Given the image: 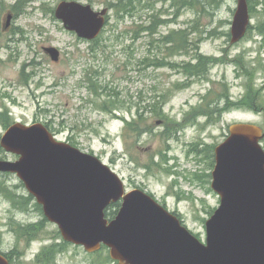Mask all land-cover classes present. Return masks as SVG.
<instances>
[{
  "label": "rangeland",
  "instance_id": "obj_1",
  "mask_svg": "<svg viewBox=\"0 0 264 264\" xmlns=\"http://www.w3.org/2000/svg\"><path fill=\"white\" fill-rule=\"evenodd\" d=\"M62 1L108 9L99 38L86 41L66 30L55 16ZM118 1L0 0V113L10 125L42 124L58 141L96 156L128 192L152 195L205 242L206 223L220 206L211 156L230 126L264 129V0H248L251 28L236 44L231 29L237 0H184L180 11L143 0L131 14H119ZM154 12L168 21L155 38L181 29L193 38L175 63L213 59L205 76L187 82L181 68L143 63L157 54L144 31ZM8 15L13 16L7 27ZM171 46L166 45V64ZM48 47L61 52L60 62L44 52ZM106 102L114 104L101 108ZM5 131L0 122V140ZM0 159L15 160L3 150ZM29 196L16 176L0 173V252L10 264H118L107 248L89 253L66 243ZM32 225L39 232L23 236ZM52 246L57 252L45 260Z\"/></svg>",
  "mask_w": 264,
  "mask_h": 264
},
{
  "label": "water",
  "instance_id": "obj_2",
  "mask_svg": "<svg viewBox=\"0 0 264 264\" xmlns=\"http://www.w3.org/2000/svg\"><path fill=\"white\" fill-rule=\"evenodd\" d=\"M108 13L62 1L55 16L67 31L94 41ZM11 19L8 15L7 27ZM250 24L248 0H237L232 44L246 36ZM44 51L60 61L57 48ZM263 139L261 127L238 123L215 149L212 188L220 206L206 223L205 243L153 197L142 190L127 192L122 179L96 156L56 140L42 124L15 123L5 132L2 149L19 158L0 159V173L23 182L65 242L89 253L105 246L118 264H264ZM118 202L121 208L109 221L106 210ZM0 264H10L3 254Z\"/></svg>",
  "mask_w": 264,
  "mask_h": 264
},
{
  "label": "trees",
  "instance_id": "obj_3",
  "mask_svg": "<svg viewBox=\"0 0 264 264\" xmlns=\"http://www.w3.org/2000/svg\"><path fill=\"white\" fill-rule=\"evenodd\" d=\"M160 1H161L160 3H162L163 5L170 3L172 8H177V11H180L181 9H183L187 4V2L184 0H160ZM194 1H197V0H193V2ZM200 2L202 5V9H204L205 4L202 1H200ZM137 3H139V4L143 3V0H139L138 2H137V0H119L117 2V4L114 6V8L118 9L117 12L119 14L120 13L131 14L132 10H134L136 8ZM145 4H151L150 0H147L145 2ZM149 9L154 10V7L149 8ZM177 14H179V12H177ZM167 23H168V21L162 20V14H158V13L154 12L150 16L149 24H148V26H146L144 28V31L148 32L149 37L152 38L151 39V45H153V46L155 45V47L157 48V54H154L153 56L147 57L143 61V63L149 67L156 68V69L166 68V65L170 66L171 68H173L175 66V67L181 68V70L183 72H185V71L191 72V74H194L195 76H198V77L205 76L209 71L208 70L209 64H213V62H214L213 59H211V58L199 56L197 59V62L193 66H189V65L188 66H181L178 63H175L173 61V59L178 54L183 53L184 51L187 52L190 49L189 41L193 40V39H191L189 36L185 35V33L187 31L181 29V30L173 31L172 33H175V35H172L170 37H166V35H160L159 38H155V36L158 34V30H159L160 26L165 25ZM250 28H251V26L249 27V29ZM166 42H172L171 49L173 50V51L171 50L172 52L170 53L169 56H167V58L170 59V62L167 64H166ZM108 104L113 105L114 103L106 102L102 105L101 108L107 109ZM157 115L160 116L161 114L157 113ZM8 119H9V117L6 113H4V114L0 113V122L2 123L3 127L6 129L10 126ZM128 126L131 127L132 125L129 124ZM130 129L131 128H129V130ZM0 150L2 151V149H0ZM213 157H214V155L211 156L212 159H213ZM22 186L24 187L23 184H22ZM6 194L8 195L9 198L14 199V194L10 193V191L8 189H6ZM32 199H34V198L32 196H29L26 200L30 201ZM37 207L39 208L40 212L43 214L42 207L39 206L38 204H37ZM119 207H120V204H115V205L110 206L106 210V217L109 218L110 220L114 219L118 213ZM26 230H27V232L26 231L21 232L22 235L26 236V237L29 236L31 233H33V235H36L37 232H39V229L36 230V226H34V225L28 226V228ZM56 252H57L56 247L52 246L47 251L44 252L43 255H45L47 257H43V258H45V260H49ZM5 256L7 258L9 257L6 254H5Z\"/></svg>",
  "mask_w": 264,
  "mask_h": 264
},
{
  "label": "flooded vegetation",
  "instance_id": "obj_4",
  "mask_svg": "<svg viewBox=\"0 0 264 264\" xmlns=\"http://www.w3.org/2000/svg\"><path fill=\"white\" fill-rule=\"evenodd\" d=\"M170 36H172V34H169V35H166V37H170ZM190 37V36H189ZM191 38V37H190ZM191 39H193V38H191ZM168 44H170V45H172V42H166V45H168ZM170 55V54H169ZM196 62H197V60H196ZM195 62V63H196ZM195 63H192V62H190V63H188V64H183L182 66H193ZM180 65V64H179ZM182 73H183V75L184 76H186V78H187V82H189V80H193V79H195V78H197L198 76H195L194 74H191V72H183L182 71ZM198 78H200V77H198ZM183 87L184 88V86H180V85H176V87H175V89H177V87ZM219 104V103H218ZM217 104V105H218ZM216 105V106H217ZM219 106V105H218ZM218 106H217V108H218ZM201 115L203 116V117H208V114L207 113H201ZM201 117V116H200ZM12 156V155H11ZM15 158V160H17L18 158L17 157H14ZM7 160V159H6ZM14 160V161H15ZM165 207V206H164ZM166 208V207H165Z\"/></svg>",
  "mask_w": 264,
  "mask_h": 264
}]
</instances>
